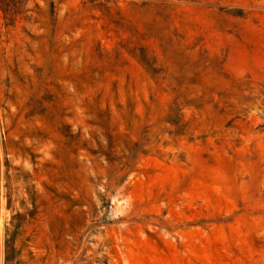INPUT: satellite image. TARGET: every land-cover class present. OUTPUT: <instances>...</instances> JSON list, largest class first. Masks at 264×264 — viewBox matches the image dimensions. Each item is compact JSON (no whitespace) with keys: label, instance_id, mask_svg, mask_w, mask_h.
Segmentation results:
<instances>
[{"label":"rangeland","instance_id":"374dc122","mask_svg":"<svg viewBox=\"0 0 264 264\" xmlns=\"http://www.w3.org/2000/svg\"><path fill=\"white\" fill-rule=\"evenodd\" d=\"M8 4L1 264H264V0Z\"/></svg>","mask_w":264,"mask_h":264},{"label":"trees","instance_id":"16d2710c","mask_svg":"<svg viewBox=\"0 0 264 264\" xmlns=\"http://www.w3.org/2000/svg\"><path fill=\"white\" fill-rule=\"evenodd\" d=\"M9 1L12 0H0V9L4 10V12H7V6L9 5ZM15 251L14 248V244L12 242V240H6L5 241V256H4V260H3V264H20V261L14 260L12 257V255H10L12 252ZM1 264V262H0Z\"/></svg>","mask_w":264,"mask_h":264}]
</instances>
